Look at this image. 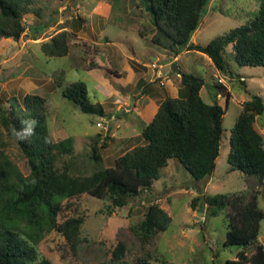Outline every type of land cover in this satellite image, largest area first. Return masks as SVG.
<instances>
[{"label": "rangeland", "instance_id": "1", "mask_svg": "<svg viewBox=\"0 0 264 264\" xmlns=\"http://www.w3.org/2000/svg\"><path fill=\"white\" fill-rule=\"evenodd\" d=\"M34 6L41 9L42 18L35 12L23 13L25 30L21 36L0 39V107L12 97L22 101L25 94L44 97L50 137L53 141L73 138L76 168L82 173L97 168L88 157L95 140L102 166L113 165L116 157L144 143L142 128L159 103L166 96H177L181 85L179 70L204 78L200 94L208 102L212 100L209 91L214 82L230 94L222 120L221 152L211 176L196 181L178 160L171 158L150 189L130 198L123 207L110 208L109 200L89 194L67 199L60 219L83 216L81 242L72 247L58 231L52 230L38 243L39 255L52 264H107L112 263L111 252L120 242L124 245L125 264H139L141 258L150 264H226L227 259L234 258L238 247L223 244L226 209L219 208L216 214L209 215L203 197L242 194L248 198L257 190L258 205L264 211V186H258L254 176L231 171L226 160L231 129L243 102L253 95L264 99V66L237 64L229 44L227 53L232 56L227 59L230 71L226 73L219 71L207 55L189 49L181 51L175 68L169 63L174 55L151 42L154 26L141 0H36ZM258 6L259 0H211L191 41L205 45L221 37L251 20ZM78 17L84 19L83 25L76 23ZM39 23L44 27L41 31L31 27ZM63 30L68 32L67 54L45 55L41 45ZM150 55H158L157 59L165 63L164 74L170 71L163 78L156 77L150 63L156 59ZM140 79L152 83L154 95L141 92L137 86ZM76 80L84 81L91 100L103 105V116L82 112L62 96V88ZM217 99L222 102L223 96L219 94ZM261 120L264 113L257 123ZM259 127L264 133V127ZM1 137L8 155L25 172L23 153L0 124ZM102 143L104 147L100 146ZM196 196L201 199L193 209L192 199ZM152 204L164 209L170 222L143 247L132 232V225L141 221ZM258 240L264 247V218Z\"/></svg>", "mask_w": 264, "mask_h": 264}, {"label": "trees", "instance_id": "2", "mask_svg": "<svg viewBox=\"0 0 264 264\" xmlns=\"http://www.w3.org/2000/svg\"><path fill=\"white\" fill-rule=\"evenodd\" d=\"M36 0H0V39H18L25 30L22 14H44L34 6ZM151 15L153 44L177 56L184 49L207 55L221 72L229 70L228 58L241 66H264V0L253 18L238 25L221 37L205 45L191 41L200 26L211 0H141ZM78 17L76 23L83 25ZM40 31L41 23L31 25ZM141 35H144L140 32ZM68 32L63 30L41 45L49 57L65 56L68 52ZM231 44L230 56L227 46ZM173 66L177 68L175 62ZM171 63V64H172ZM109 74L113 72L107 70ZM177 96H166L157 106L150 121L142 128L144 143L135 145L115 158L113 165L102 166L98 143L91 144L89 159L97 168L85 174L76 168L72 137L53 141L47 126L46 102L38 94H25L22 101L12 97L0 107V124L6 135L17 142L23 153L24 170L15 163L0 138V264H52L39 255L37 246L43 236L58 231L72 247L81 242L83 216L60 219L63 202L81 194L107 199L110 208L127 205L130 198L150 189L159 178L160 169L174 158L196 181L213 174L221 152L224 128L222 120L230 98L219 82L209 91L208 102L200 94L205 80L202 76L183 70ZM61 78L58 85H61ZM152 83L140 79L137 86L142 93L154 95ZM223 96V101L217 95ZM62 96L80 111L104 115L100 102H93L86 83L72 81L62 88ZM264 99L253 95L243 102L229 136L227 163L230 170L254 176L258 186H264ZM33 121L35 123H33ZM101 147L105 143L100 144ZM259 192L248 198L242 194L204 195L208 214L226 209L227 229L223 244L237 246L235 257L226 264H264V247L258 240L260 221L264 211L258 205ZM200 196L192 199L197 208ZM170 216L158 204L150 205L141 221L132 225V232L146 246L159 231H164ZM107 264H125L124 245L118 243ZM139 264H150L139 259Z\"/></svg>", "mask_w": 264, "mask_h": 264}, {"label": "built area", "instance_id": "3", "mask_svg": "<svg viewBox=\"0 0 264 264\" xmlns=\"http://www.w3.org/2000/svg\"><path fill=\"white\" fill-rule=\"evenodd\" d=\"M151 66L154 67L155 71V75L156 77L159 78H163L165 75H167L170 71L166 70L165 74L163 73V66L165 63H162L159 61V59L156 58V60H152L151 62ZM178 76H180V74H178ZM160 84H163V80L161 79ZM99 126L102 125V123H98Z\"/></svg>", "mask_w": 264, "mask_h": 264}, {"label": "crops", "instance_id": "4", "mask_svg": "<svg viewBox=\"0 0 264 264\" xmlns=\"http://www.w3.org/2000/svg\"><path fill=\"white\" fill-rule=\"evenodd\" d=\"M165 50V49H164ZM180 55V54H179ZM179 55L178 56H173V58L171 59V60H169L168 62L169 63H172V62H175V63H177L178 62V57H179ZM158 57V55H150V58L151 59H156ZM179 64V63H178ZM177 92H178V89H177ZM150 121V120H149Z\"/></svg>", "mask_w": 264, "mask_h": 264}, {"label": "clouds", "instance_id": "5", "mask_svg": "<svg viewBox=\"0 0 264 264\" xmlns=\"http://www.w3.org/2000/svg\"><path fill=\"white\" fill-rule=\"evenodd\" d=\"M33 123H35V122L33 121Z\"/></svg>", "mask_w": 264, "mask_h": 264}]
</instances>
